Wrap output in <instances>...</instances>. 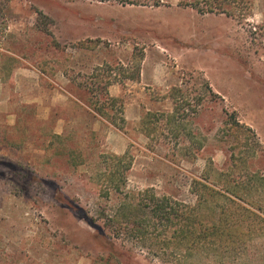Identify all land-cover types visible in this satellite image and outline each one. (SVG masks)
Masks as SVG:
<instances>
[{
    "label": "rangeland",
    "instance_id": "1",
    "mask_svg": "<svg viewBox=\"0 0 264 264\" xmlns=\"http://www.w3.org/2000/svg\"><path fill=\"white\" fill-rule=\"evenodd\" d=\"M153 196L225 238L187 251ZM0 264H264V0H0Z\"/></svg>",
    "mask_w": 264,
    "mask_h": 264
},
{
    "label": "trees",
    "instance_id": "2",
    "mask_svg": "<svg viewBox=\"0 0 264 264\" xmlns=\"http://www.w3.org/2000/svg\"><path fill=\"white\" fill-rule=\"evenodd\" d=\"M116 1H119L123 4H127V3L133 4L135 3V1L136 3L138 2V0H116ZM163 1L164 0H149V2H152L154 5H157V6L161 5ZM107 85H109V83H107ZM107 89L108 88L106 87L104 103L100 104V106H98V104L95 103L93 109L101 116L106 117L108 120H110V122H112L114 125L122 127L121 125L122 123H118V121L115 118L114 113L112 114L110 113L115 110L114 105L118 101L119 98L111 96L108 93ZM108 102L112 104V107L108 106L109 104ZM124 120L125 119L122 118L121 122H124ZM111 156L113 160L115 161V163L120 164L125 159L126 154H123V155L111 154ZM129 168H130V163L127 165V169ZM125 171L126 170L124 171L110 170L109 171L111 173L108 176L107 180L116 185V187H114L116 190H119L120 182L122 181V183H124V181L126 180ZM197 184H200L204 187L203 194L197 193L200 196V203L203 201V199L204 201H207L211 197L217 198L218 196L227 198L228 200H232L231 197L226 194L227 191H223L222 189H217L214 186H210L206 183L198 182ZM151 201L152 202H148L144 204L145 208L150 209L151 217L149 218H158V219L166 218L170 220L172 217H176V218H181L185 220L190 219L191 221H193V224H195L194 228L188 229V224L186 223L182 226H179L173 233L174 238L181 237L179 239L178 244L182 243V245H185L187 251H193V250L195 251L196 249H200L202 245H205L208 242L210 244V239L212 238H213L212 243H214L215 242L214 239H216L217 237L216 243L218 244H220L221 242L219 239L225 238L226 233H225V222H224L225 217L224 216H222V218L220 217L216 218L215 215L213 214L211 222H209L208 220L206 222L204 220H199L198 218H196V216H198V207L196 206L179 203L177 201L173 202L171 199L165 196L162 198H157L153 196L151 198ZM143 203H144L143 200H139L138 202H135V200L126 201V202L124 201V203H122L123 205H121L124 207L123 211L114 214L113 219L117 220L119 224L126 227L127 229L129 228V226L132 225L133 227L132 229L136 230V233L144 232L146 230V224L143 223L144 219L140 218V216H138L134 212V208H132L129 211H125V209L127 208H130L132 206H137V205H143ZM184 216H187V218H183ZM203 223L208 224L206 225L208 228L205 227ZM202 227L203 228L205 227V229H211V232L210 231L208 232L200 231ZM175 251H179V245Z\"/></svg>",
    "mask_w": 264,
    "mask_h": 264
}]
</instances>
